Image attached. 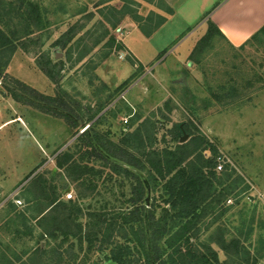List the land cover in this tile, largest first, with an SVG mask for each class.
Listing matches in <instances>:
<instances>
[{"label":"rangeland","instance_id":"1","mask_svg":"<svg viewBox=\"0 0 264 264\" xmlns=\"http://www.w3.org/2000/svg\"><path fill=\"white\" fill-rule=\"evenodd\" d=\"M30 1L40 6L48 26L38 33L39 47L16 50L1 78L0 257L21 255L17 264H30L24 254L38 244L46 246L48 238H41L42 233H54L57 242L63 237L62 224L57 220L60 208L43 226L31 221L24 225L16 217L23 210L36 215L38 202L47 205L38 180L31 181L36 175L37 179L46 178L48 185L57 186L56 192L70 189L72 202L66 203L78 213L80 210L74 220L77 223L70 225L75 231V224H84L90 213L104 208H132L133 176L111 178L95 156L85 155L81 162L90 170L87 178L92 183L79 190L66 170L56 166V154L69 147L74 153V140L91 122L80 124L74 135L76 128L60 115L52 111L45 114L28 104L31 87L49 96H59L57 90L63 97L68 95L83 117L88 108L100 109L94 118L101 115L96 128L109 130V138L114 141L139 122L149 120L158 126L160 146L171 137H178L182 143L189 139L204 141V154H210L208 148L215 146L218 158H224V165L242 176L244 182L237 184L226 200L229 208L224 216L202 233L201 240L236 237L256 257V264H264V41L262 37L247 41L261 26L236 47L227 37L215 34L209 47L195 58L190 55L206 30L207 19L219 28L218 15L225 20V13H230L244 20L246 14H252V8H237L239 0ZM6 21L14 27V19ZM111 22H115L114 27ZM71 25L76 34L66 47H61L56 41L66 40L65 32ZM111 37L115 38L113 44ZM81 53L84 57L79 60ZM40 56L61 60L57 82L41 71ZM133 72L136 78L116 93L117 86ZM16 79L28 87L22 102L11 98L5 89L4 84L12 87ZM215 94L220 98L215 99ZM137 115L139 122L134 120ZM77 147L83 152L80 143ZM134 172L139 173L136 169ZM155 197L157 193L147 188L146 207L155 206L158 216L162 206ZM27 198L31 202L26 203ZM211 246L220 259L225 258L218 244ZM71 249L76 262L66 256L62 264H111L101 261L84 242L72 236L61 250Z\"/></svg>","mask_w":264,"mask_h":264},{"label":"trees","instance_id":"2","mask_svg":"<svg viewBox=\"0 0 264 264\" xmlns=\"http://www.w3.org/2000/svg\"><path fill=\"white\" fill-rule=\"evenodd\" d=\"M7 19H14V27L10 26ZM45 21L40 6L35 2L0 0V85L3 83L1 78L4 70L16 50L40 46L38 33L47 28ZM111 23L114 27L115 22ZM206 23L205 32L190 54L192 58L212 44L215 34L226 39L212 20L207 19ZM75 34V26L71 25L65 32L66 40L63 42L57 40L56 43L60 42L61 47H66ZM259 37L264 41V23L247 41ZM110 39V44L115 43V38ZM71 49L69 47L68 52ZM79 57L81 60L84 55L81 53ZM61 65V60L54 61L50 57L40 56L38 60L41 71L52 82H57L56 74L62 69ZM136 76L133 72L117 86L116 93L124 91ZM4 85L11 98L18 102L24 100L26 94L23 91L28 88L24 82L16 79L12 87ZM30 91L33 96L27 97L28 104L38 107L45 114L52 111L60 115L69 126L76 128L74 135L77 134V127L80 124L91 122L74 140V153L69 147L55 156L56 166L66 170L76 188L83 189L86 183H90V187L92 183L87 178L90 170L81 162L85 155L87 158L96 157L111 173V178L115 175L122 178L133 176L135 179L130 198L132 208L112 211L104 208L100 212L90 213L84 224L81 222L75 224L78 229L75 231L70 225L72 223L74 225L80 210L78 213L72 204L66 203H71V199L64 198V202L60 200L65 188L62 192H56L57 186L48 185L46 178L37 179L36 175L31 181L36 183L38 180L47 205L42 206L38 202L36 215L30 216L23 210L20 211V215L16 214V217L24 225L31 221L43 226L44 221L51 218L50 215L60 208L61 215L57 220L62 224L63 237L57 242L54 233L47 230L42 233L41 238L44 235L48 238L46 246L38 244L30 250L31 252L24 254L28 256L30 264H38L40 261L62 264L66 256L72 258L74 250L71 249L72 252L61 250L70 236L77 238L80 243L84 242L88 251L97 254L104 263L256 264V257L236 237L225 239L217 236L201 240L202 233L212 228L219 218L224 216L229 208L226 206V200L234 194L237 184L244 182L242 176L226 164L221 170H217L219 154L215 146L208 148L210 154H204L205 148L202 146L204 141L189 139L182 143L178 137H171L170 141L162 142L160 146L156 122L149 120L139 122V115L134 119L139 122L137 126L129 132L122 133L119 139L114 141L109 138V130L101 131L96 128L101 115L95 120L94 118L100 109L92 111L88 108L87 114L83 117L81 109L70 102V97L68 95H65L67 98L63 97L58 90L59 96H49L31 87ZM213 97L219 99L220 94ZM133 123L132 120L130 126H133ZM79 143L83 152L77 147ZM134 169L139 173H135ZM140 173L144 174L146 179L142 178ZM147 188L157 193L155 199L160 202L159 206L160 204L162 206L158 216L155 206L146 207ZM29 202L31 199L27 198L26 203ZM212 243L218 244L224 251V259H220L218 252L211 246ZM13 257L3 254L0 263L17 264L22 256ZM72 260L76 262V259Z\"/></svg>","mask_w":264,"mask_h":264},{"label":"crops","instance_id":"3","mask_svg":"<svg viewBox=\"0 0 264 264\" xmlns=\"http://www.w3.org/2000/svg\"><path fill=\"white\" fill-rule=\"evenodd\" d=\"M236 5L240 9L247 5L246 9L252 8V14H246L242 18L244 20H239L236 16L225 13L227 16L225 20L220 15L217 16L216 20L222 33L234 47L243 43L250 34L264 23V0H239ZM236 22L240 24H236Z\"/></svg>","mask_w":264,"mask_h":264},{"label":"built area","instance_id":"4","mask_svg":"<svg viewBox=\"0 0 264 264\" xmlns=\"http://www.w3.org/2000/svg\"><path fill=\"white\" fill-rule=\"evenodd\" d=\"M121 57L122 56H119V58H121ZM224 162H225L224 158H221V157L218 158V164H217V170L218 171L223 168ZM64 196H65V199H72L73 198L71 191L66 193Z\"/></svg>","mask_w":264,"mask_h":264},{"label":"water","instance_id":"5","mask_svg":"<svg viewBox=\"0 0 264 264\" xmlns=\"http://www.w3.org/2000/svg\"><path fill=\"white\" fill-rule=\"evenodd\" d=\"M59 55H60V54H59ZM57 57H60V56H58V55H57V56H56V58H57ZM182 140H183V138L181 139V141H182ZM59 152H60V151H59ZM69 191H70V189H69V188H68V189H66V190H65V192H64V194H65V193H67V192H69Z\"/></svg>","mask_w":264,"mask_h":264}]
</instances>
